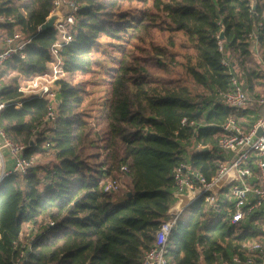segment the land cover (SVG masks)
Segmentation results:
<instances>
[{
    "label": "trees",
    "instance_id": "trees-1",
    "mask_svg": "<svg viewBox=\"0 0 264 264\" xmlns=\"http://www.w3.org/2000/svg\"><path fill=\"white\" fill-rule=\"evenodd\" d=\"M52 1L0 0V17L13 19L0 24V37L30 38L24 58L12 57L0 70V127L25 146L24 157H53L0 182V264H13L14 243L29 228L35 237L23 264H141L175 203L173 169L188 162L210 179L224 160L222 126L232 119L249 132L259 119L246 116V107L224 105L220 93L237 76L248 97L264 96V0L255 10L249 0H80L61 58L69 76L107 78L96 115L85 105L84 86L65 79L56 82L54 101L18 91L20 76L41 74L51 61L57 32L37 27ZM131 4L145 9L136 17ZM260 23L255 46L248 34ZM109 42L122 46L119 57L98 55ZM185 45L191 51L182 53ZM50 107L56 119L44 125ZM199 146L209 152L195 154ZM248 164L257 175L254 159ZM108 180L123 182L124 190L104 191ZM254 241L264 242L263 214L231 224L227 211L212 214L199 199L178 218L165 257L167 264H214Z\"/></svg>",
    "mask_w": 264,
    "mask_h": 264
},
{
    "label": "built area",
    "instance_id": "built-area-1",
    "mask_svg": "<svg viewBox=\"0 0 264 264\" xmlns=\"http://www.w3.org/2000/svg\"><path fill=\"white\" fill-rule=\"evenodd\" d=\"M249 1L251 6V0ZM82 6L80 0L52 1L51 11L45 22L54 17L52 29L57 32V41L50 47L51 61L46 71L27 79L23 85H19L18 91L25 98L36 97L54 101L59 90L56 82L67 76L63 69L61 53L72 39L73 27ZM20 14L25 17V13L21 10ZM12 22L11 17L6 19L0 17V24ZM261 30L262 24L260 23L248 34V39L255 46ZM37 32H41V26L37 27ZM29 43L30 38H25L18 32L0 37V70L3 64L12 57L17 56L23 59L25 48ZM219 50H221V45ZM222 65L229 68V63L225 58L222 60ZM230 84L229 91L220 93L223 104L234 109L245 108L251 102V98L242 90L237 76L231 78ZM256 101L264 104V96ZM5 107V103L0 102V115ZM15 108H20V105ZM55 119V109L48 108L43 124L50 125ZM185 124L186 120L183 119L181 125ZM258 128L262 129V134L253 140ZM222 131L223 135L219 138L218 149L223 154L224 160L218 163L216 174L213 177L207 179L188 162H181L173 169L175 203L169 210L167 219L156 230L154 241L145 250L141 264H167L165 253L170 233L184 209L199 199L203 200L212 214H223L227 211L231 224L238 223L255 213L264 215V113L249 132L243 131L232 119L222 126ZM24 149V145L11 141L0 127V182L8 175H26L35 165L36 157H24ZM5 152L12 160L10 169H4ZM251 159H254L257 175L248 164ZM121 170L126 171L124 167ZM119 186L117 181L108 180L104 183V191L114 192ZM225 202L227 209L223 206ZM49 225L52 226L53 223ZM34 237L35 232L31 233L30 228L20 233L18 242L14 243L17 256L13 264L24 263L31 250ZM242 251V255L221 259L214 264H264L263 241L247 242L242 245Z\"/></svg>",
    "mask_w": 264,
    "mask_h": 264
},
{
    "label": "rangeland",
    "instance_id": "rangeland-1",
    "mask_svg": "<svg viewBox=\"0 0 264 264\" xmlns=\"http://www.w3.org/2000/svg\"><path fill=\"white\" fill-rule=\"evenodd\" d=\"M128 8V13L131 15H134L138 17L140 15V11L145 9L143 5L139 4H131ZM164 39V36H162ZM103 42H105L104 39H100ZM110 44V45H109ZM109 44H105L101 50L98 52V55H101L103 57H106L107 54H110L111 56H116L119 57L122 46H117L118 44L116 42H109ZM191 51L190 48L185 45V48L181 50L182 53ZM176 59L178 61H181V57L177 56ZM23 77H19V84L23 85ZM106 77L105 80H102V74L94 73L91 75H82L80 73H75L72 75H67L65 77V80H67L71 85H83L85 90L88 91V95L85 100V105L87 106V109L89 110L91 115H96L97 110L101 106H105L106 98H107V93H108V85L106 82ZM218 100V99H217ZM193 146H188L187 150H192ZM53 160L52 154H48L47 156H39L36 157V163L38 165H46L50 161ZM120 189L124 190L123 182H120Z\"/></svg>",
    "mask_w": 264,
    "mask_h": 264
},
{
    "label": "crops",
    "instance_id": "crops-1",
    "mask_svg": "<svg viewBox=\"0 0 264 264\" xmlns=\"http://www.w3.org/2000/svg\"><path fill=\"white\" fill-rule=\"evenodd\" d=\"M262 68H264V65L262 66ZM26 80L27 78L23 79L24 82ZM244 110H246V116H252L258 119L264 113V104H260L256 101V99L253 100L251 98V102L246 106ZM225 158L227 157L225 156ZM11 165H12V160L7 156V153L5 152L4 169H10Z\"/></svg>",
    "mask_w": 264,
    "mask_h": 264
},
{
    "label": "water",
    "instance_id": "water-1",
    "mask_svg": "<svg viewBox=\"0 0 264 264\" xmlns=\"http://www.w3.org/2000/svg\"><path fill=\"white\" fill-rule=\"evenodd\" d=\"M255 6H256V0H251V8L253 10H255ZM53 21H54V17H51L48 21H46L44 24L41 25V31L47 30V29H52L53 28ZM223 36H224V31H220L219 35H218V40H223ZM262 134V129L258 128L256 130V133L253 137V140H255L257 137H259ZM203 152H209V148L207 146L204 147H197L194 150V153H203Z\"/></svg>",
    "mask_w": 264,
    "mask_h": 264
}]
</instances>
